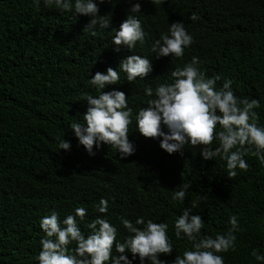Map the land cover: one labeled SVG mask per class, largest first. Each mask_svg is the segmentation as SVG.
Masks as SVG:
<instances>
[{"label": "trees", "instance_id": "16d2710c", "mask_svg": "<svg viewBox=\"0 0 264 264\" xmlns=\"http://www.w3.org/2000/svg\"><path fill=\"white\" fill-rule=\"evenodd\" d=\"M96 2L98 15L109 14L111 23L108 29L97 27L92 36L85 28L88 16L45 6L43 0L39 6L33 0H0V264H37L43 235L39 223L52 210L63 220L85 208L80 228L87 235L86 223L105 215L94 207L101 198L109 203L106 215L118 229L117 239L129 235L119 217L167 223L173 252L160 257L167 264L190 249V242L174 234L183 208L198 202L191 214L204 221L201 236L226 232L229 217L237 215L236 250L220 253L224 264H259L250 253L264 254V165L255 157L245 156L248 170L229 177L223 161H205L190 146L183 155L166 153L158 139L135 130V121L128 134L134 154L120 159L115 148L102 144L90 157L70 125L84 122L83 94L97 95L88 84L91 75L108 67L120 71L119 61L136 54L151 61L148 76L128 82L121 72L119 83L103 90L123 91L134 115L147 106L145 87L170 82L171 71L195 56L207 76H221L218 88L230 79L237 97L259 101L255 111L264 126V0ZM136 2L145 43L116 51L111 30L119 28ZM194 14L198 19H191ZM173 22L184 23L193 43L181 58L157 59L151 44ZM63 138L71 142L68 151L58 148ZM188 181L183 203L173 200Z\"/></svg>", "mask_w": 264, "mask_h": 264}, {"label": "clouds", "instance_id": "9594fccd", "mask_svg": "<svg viewBox=\"0 0 264 264\" xmlns=\"http://www.w3.org/2000/svg\"><path fill=\"white\" fill-rule=\"evenodd\" d=\"M33 2L39 6L41 0ZM151 2L158 3L160 0ZM43 3L90 17L85 28L92 36L97 35V27H110V15H98L96 0H43ZM139 13L140 3H133L119 28L111 30L116 51L121 46L132 50L137 42L140 45L145 43L147 33L137 16ZM191 19L196 20L198 16L194 14ZM192 43L193 36L184 23L173 22L167 32L161 33L152 42L150 51L157 59L170 56L175 60L183 57L185 49ZM199 65V58L194 56L171 71L170 82L159 83L155 88L145 87L147 106L139 108L135 115L123 91L116 88L103 90L109 85H117L121 72L128 82L147 77L152 71L149 58L131 54L119 61L120 71L112 67L103 73L97 71L88 80L97 95L85 93L81 97L86 101L87 108L83 113L84 122L70 125L73 135L90 157L96 154L94 146L98 150L103 144L115 148L120 159H125L135 152L133 143L128 139L129 125L135 121V130L145 138L158 139L159 147L166 153L183 155L185 146H190L205 161L217 158L223 161L229 177H235L237 170H248L245 156L251 155L264 165V126L258 123L255 111L260 107L259 101L237 97L232 91L230 79H224L218 88L217 81L221 80V76L209 77ZM58 148L68 151L71 142L63 138ZM190 188L191 182H184L172 199L183 203ZM94 207L97 213L105 215H98L86 223L87 235L80 228V223L88 214L83 207L76 208L63 220L55 210L42 217L39 227L43 235L39 241L40 250L34 257L37 264H133L135 260L139 264H167L160 258L161 254L168 256L173 252L167 223H157L144 216H138L134 222L119 217L121 226L129 233L120 240L117 239L116 225L106 215L108 201L101 198ZM197 207L198 202L193 201L191 207L183 208L174 221L175 237L190 242V249L176 255L172 264H224L220 253L236 250V233L240 231L238 217H229L230 227L226 232L201 236L204 221L199 214H191ZM250 255L259 264H264V254L253 249Z\"/></svg>", "mask_w": 264, "mask_h": 264}]
</instances>
